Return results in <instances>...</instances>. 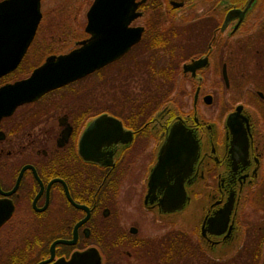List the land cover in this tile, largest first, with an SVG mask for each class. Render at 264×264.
<instances>
[{
    "label": "flooded vegetation",
    "instance_id": "flooded-vegetation-1",
    "mask_svg": "<svg viewBox=\"0 0 264 264\" xmlns=\"http://www.w3.org/2000/svg\"><path fill=\"white\" fill-rule=\"evenodd\" d=\"M135 1L139 15L124 27L120 21L112 30L98 27L111 30L116 49L126 31L130 36L139 28L119 57L0 116V216L8 215L0 223V264L49 258L42 264H55L92 247L100 264L132 261L125 246L132 236L148 237L140 233L147 218L150 225L170 220L159 207L163 190L153 201L147 196L175 121L199 136L203 148L185 181L198 185L193 198L203 202L204 214L215 200L237 192L236 249L215 260L236 255L264 264V0ZM40 10L23 58L0 73V88L90 37L86 15L45 20L42 0ZM74 35L75 44L63 47ZM53 45L63 49L49 51ZM42 51L41 62L30 60ZM217 92L218 120L206 113ZM100 116L105 124L80 147L86 125ZM109 117L120 122L118 132L108 127ZM218 181L227 187L222 192ZM171 222L186 227L180 218ZM74 234L73 243L57 242Z\"/></svg>",
    "mask_w": 264,
    "mask_h": 264
},
{
    "label": "water",
    "instance_id": "water-1",
    "mask_svg": "<svg viewBox=\"0 0 264 264\" xmlns=\"http://www.w3.org/2000/svg\"><path fill=\"white\" fill-rule=\"evenodd\" d=\"M137 4L135 0H93L86 11V29L91 33L90 37L66 54L48 56L27 78L0 88V116L10 113L18 104L34 100L44 92L76 80L119 57L138 39L139 28L132 29L130 36L126 31L127 35L122 40L121 48L116 49L112 44L111 26L114 22L120 21L124 27L132 18L138 16L139 12L135 11ZM40 18V0L0 1V33L4 35V50H0V68H2L0 73L11 70L20 62L34 36ZM99 26H107L111 30L102 31ZM135 32L136 36L133 35ZM98 36L102 38L99 40ZM104 118L106 117L100 116L89 121L82 133L80 147L91 137L97 136V129L105 124ZM109 118L108 127L118 132L121 128L120 122L113 117ZM198 139L199 136L191 134L183 123L175 121L169 127L165 141L160 146L148 182L147 198L153 201L156 191L163 190L159 207L168 214L165 217H185L190 214V206L194 203L193 192L198 185L187 184L185 178L191 173L193 164L198 161L199 156L203 155V148L200 147ZM211 143V151H214L215 144ZM172 175L174 181L169 183ZM218 178L220 180V176ZM226 188L218 181V191L222 192ZM236 194V191L235 193L229 191L221 199L215 200L207 213L200 214L199 242L206 251L211 250L215 257H222L228 244H236L235 219L239 208ZM7 216L1 215L0 223ZM75 236L74 234V238L70 241L57 240V242L73 243ZM100 259L98 251L92 247L75 252L70 259H60L55 264H100Z\"/></svg>",
    "mask_w": 264,
    "mask_h": 264
},
{
    "label": "trees",
    "instance_id": "trees-1",
    "mask_svg": "<svg viewBox=\"0 0 264 264\" xmlns=\"http://www.w3.org/2000/svg\"><path fill=\"white\" fill-rule=\"evenodd\" d=\"M144 96L150 101L151 97L147 92ZM125 248L130 251L131 259L136 264H247L241 262L236 255L226 260H215L194 233L181 229H171L153 237L132 236L130 245ZM260 252L261 248L259 256Z\"/></svg>",
    "mask_w": 264,
    "mask_h": 264
},
{
    "label": "rangeland",
    "instance_id": "rangeland-1",
    "mask_svg": "<svg viewBox=\"0 0 264 264\" xmlns=\"http://www.w3.org/2000/svg\"><path fill=\"white\" fill-rule=\"evenodd\" d=\"M91 0H42V10L44 12V18L45 20H48L49 18L53 17L57 20L60 18L66 17L68 20L74 19V18H83L85 16V12L90 4ZM140 21V20H139ZM75 36H68L66 44L62 45L63 47L70 48L75 44ZM63 47H57L56 45H53L49 51H55L59 49H63ZM46 52L42 51V54L40 53H34L33 56H31L30 60L35 59V63L38 61H42L43 54ZM23 64V63H22ZM95 78L89 79V81H94ZM208 91V90H207ZM218 91V90H217ZM206 113L211 116L212 119H219L220 115V95L219 92L215 94V97L213 99V102L210 107L206 109ZM203 208L204 204L202 201L195 200L194 203L190 206V214L185 217H172L173 219L180 218V221L182 223H185V226L179 227L181 229H193V231L189 232H194V236L197 238L199 237V222H200V214L203 213ZM147 218V217H145ZM172 218L170 217V220L172 221ZM167 219V218H165ZM166 221L164 223H150L152 222V219L149 217L147 218L146 223L142 225L141 227V232L142 234H145L146 236H157L161 235L171 229H175L174 225L172 224L171 221ZM168 222V223H167ZM170 222V223H169ZM178 229V228H176ZM230 243V242H229ZM229 246L226 248V251L222 253L223 258L229 257L234 250L236 249V244H228ZM209 253H211V250H207ZM212 254V253H211ZM213 255V254H212ZM125 264H136L135 261L132 259L130 262H126Z\"/></svg>",
    "mask_w": 264,
    "mask_h": 264
}]
</instances>
